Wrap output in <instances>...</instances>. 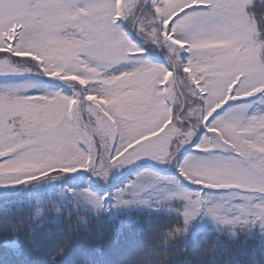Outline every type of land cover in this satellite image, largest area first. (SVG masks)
I'll return each instance as SVG.
<instances>
[{
  "label": "rangeland",
  "instance_id": "374dc122",
  "mask_svg": "<svg viewBox=\"0 0 264 264\" xmlns=\"http://www.w3.org/2000/svg\"><path fill=\"white\" fill-rule=\"evenodd\" d=\"M254 6L253 0H170L163 9L154 0H0V73L23 77L0 96V157L14 155L0 179L40 177L53 194L65 185L63 172L90 169L106 182L93 184L115 191L120 214L156 204L160 211L187 212V228L195 229L214 227L218 214H210L213 222L196 217L217 193L201 195L181 184L177 168L194 185L229 190L225 197H264V118L234 103L206 123L230 99L264 91V32L249 14ZM133 38L166 58L169 70L141 63L118 80L104 73L134 62ZM40 79L69 87L73 99L36 104L14 97ZM96 81L97 93L88 94ZM193 141L199 152L186 151ZM129 183L133 190L124 196ZM52 201L59 207L66 200ZM80 203L93 213L104 206L92 190Z\"/></svg>",
  "mask_w": 264,
  "mask_h": 264
},
{
  "label": "trees",
  "instance_id": "16d2710c",
  "mask_svg": "<svg viewBox=\"0 0 264 264\" xmlns=\"http://www.w3.org/2000/svg\"><path fill=\"white\" fill-rule=\"evenodd\" d=\"M253 1L255 6L249 14L255 20L258 29L264 32V2ZM154 2L163 9L170 0H154ZM179 17L176 16L175 21ZM262 36L264 37V34ZM180 39L184 40V38ZM134 41L139 45V51L134 55V62H122L104 73L111 78L117 77L118 80L132 73L141 63L162 73L169 70L170 64L166 58L161 54L151 55L149 52L141 55L144 47L139 41L135 39ZM83 60L88 64L86 57H83ZM7 84L8 82L0 84V96L6 91L4 87ZM100 86V81L91 82L85 91L88 94H96V88ZM14 97L37 104L55 97L70 101L74 96L72 90L65 85L54 80L40 79L32 88L17 90ZM260 100H264V97H256L259 103L255 106L251 101L245 102L246 105L248 104L250 117L264 118V112L260 111L264 109V103ZM3 158L0 159V166H2L0 170H3L5 165H10L14 155ZM6 170L18 171L20 167L18 170L15 167H6L4 171ZM100 188L92 183L89 190L98 193ZM35 199L33 197L23 207L11 210L7 218L12 223L7 227L0 224V238L7 236L10 238V244H14L18 237L32 264H51L53 259L56 264H87L85 251L88 247L101 243L109 253L112 264H182L183 259L192 260L193 264H211L212 258L221 252L225 255L230 254L229 249L217 244L218 238L230 243L233 250L251 248L259 244V238L248 240L244 238V233L250 231L251 226L240 229L239 241H229L227 237H218L213 231L214 227L211 226L201 229L187 228L189 223L188 225L185 221L182 223L181 217L175 212L160 211L156 204H153L152 210L158 211L122 210L117 219L108 222L104 203L103 210L99 213H93L87 210L88 208L84 209L81 203H79L81 210L75 212L77 204L65 199L66 201L60 203L62 205L56 212V208L59 207L55 206L52 200L61 198L55 193L49 192L41 200ZM37 208H43L39 215L36 212ZM70 211L72 215L69 218ZM61 216L62 219L58 220L57 218ZM37 225L40 226L37 227ZM117 227L121 228L119 233L114 232ZM229 231L235 233L236 228H231ZM185 253H187L186 256Z\"/></svg>",
  "mask_w": 264,
  "mask_h": 264
},
{
  "label": "snow or ice",
  "instance_id": "6c2138e0",
  "mask_svg": "<svg viewBox=\"0 0 264 264\" xmlns=\"http://www.w3.org/2000/svg\"><path fill=\"white\" fill-rule=\"evenodd\" d=\"M262 2H264V0H262ZM120 21L121 18L118 17L117 23H120ZM174 22L175 18L169 24V31H171L172 23ZM188 47L189 46L186 44L185 49ZM147 51V48H143L141 55L147 53ZM182 55L185 58H189L192 54L186 51ZM22 78V75L0 73V84H6L9 81H15ZM238 84L239 82H237V85L233 86V90L230 95L236 94ZM256 97H264V91L256 93L250 97H241L235 101L230 99L221 108L217 109L216 112L209 117L206 123H211V121L222 113L230 104L251 101L253 102V106H255L256 103H259L256 101ZM260 111L264 112V109H260ZM201 131L206 133L207 128L202 125ZM195 144L196 141H193L191 150L199 152V149L195 147ZM232 154L239 158V153L234 150L232 151ZM0 159L4 158L0 157ZM180 162L181 161L178 160L177 164L179 165ZM64 176L67 178L65 180V185L62 186L59 192L55 193V195H58L61 199H67L70 203L75 202L77 204V207L74 209L75 212H79L81 210L79 206L80 200L88 195V190L91 188L94 181L106 183L105 181H102L100 176L93 175L90 169L78 168L73 172L64 173ZM176 176L181 184L187 185L189 188L199 190L201 195L206 193H217V195L210 198L207 205H201L200 214L196 217V219L207 218L213 222L210 214H218L219 218L214 223L213 230L217 233L218 237L224 236L227 237L229 241H239L241 236L240 229H247L248 226H251V230L244 233L245 240L259 238L258 245L251 248L244 247L242 250H233L230 243L218 238L216 241L217 244L221 247L229 249L230 254L225 255L221 252L219 255L212 258L211 264H264V197H253L248 199L244 197H225L221 194L229 190L211 189L205 187L204 185H194L180 175L178 168L176 169ZM108 179L111 180V175H109ZM40 181V177H37L35 181L15 178L12 181L6 182L0 179V224L7 227L10 223H12V221L7 218L8 213L17 207H23L28 201L35 197L38 192H52V189L50 188L41 187ZM133 187L134 186L131 183L125 185L127 191H124L123 195L128 196L133 190ZM153 191L154 190L149 189L143 194L145 196H149L153 193ZM98 194L103 196V203L106 205V209L104 210L108 214V222L117 219L120 211L114 200L115 191L110 187H102L99 189ZM160 194L161 193H157V195ZM84 202L88 203L87 200H84ZM176 202L177 201L175 199L172 200V203ZM152 211L158 210L153 209ZM39 214L40 213L38 212L37 215ZM71 215L72 211L69 212V218ZM176 215L181 217V222L183 223L185 216H187V212H185L184 216H181L180 212H176ZM57 219H62V216ZM193 222L194 221H192V223ZM38 226L40 225H37V227ZM231 228H236V232L233 233L232 231H229ZM33 231H35V229H33ZM120 231V227L114 229L115 233H119ZM185 234L188 235V233ZM9 240L10 238L7 236L0 238V264H32V261L26 253L24 245L19 242V238H16V242L14 244H10ZM84 255L87 258V264H112L110 255L102 243L88 247ZM184 255L186 256L187 253ZM51 264H56L55 259L51 261ZM182 264H193V261L183 259Z\"/></svg>",
  "mask_w": 264,
  "mask_h": 264
},
{
  "label": "water",
  "instance_id": "95a60500",
  "mask_svg": "<svg viewBox=\"0 0 264 264\" xmlns=\"http://www.w3.org/2000/svg\"><path fill=\"white\" fill-rule=\"evenodd\" d=\"M191 145H192V144H191ZM189 149H191V146H189V147L186 149V151H188ZM186 151H185V152H186ZM146 163L149 164L150 166L156 168V169H160V168H158L154 163H152V162H150V161H147ZM66 172H67V171H66ZM66 172H63L62 175H64V173H66ZM69 173H70V172H69Z\"/></svg>",
  "mask_w": 264,
  "mask_h": 264
}]
</instances>
